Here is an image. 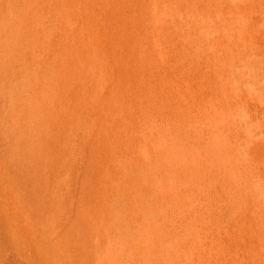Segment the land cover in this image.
I'll return each instance as SVG.
<instances>
[{
    "label": "rangeland",
    "instance_id": "rangeland-1",
    "mask_svg": "<svg viewBox=\"0 0 264 264\" xmlns=\"http://www.w3.org/2000/svg\"><path fill=\"white\" fill-rule=\"evenodd\" d=\"M199 19V0H0V186L49 202L72 264H264V153L201 110ZM63 49L78 79L36 130ZM4 230L0 264H25Z\"/></svg>",
    "mask_w": 264,
    "mask_h": 264
},
{
    "label": "bare ground",
    "instance_id": "bare-ground-1",
    "mask_svg": "<svg viewBox=\"0 0 264 264\" xmlns=\"http://www.w3.org/2000/svg\"><path fill=\"white\" fill-rule=\"evenodd\" d=\"M199 7L201 110L216 118L220 134L226 131L244 137L242 143L248 147L252 166L258 153H264V0H199ZM69 52L63 51L56 66L54 91L60 94L59 102L51 110L39 111L36 130L60 122L58 110L65 113L63 97L78 79L74 60L68 59ZM65 58L67 62L63 61ZM38 134L36 140L42 143L44 135ZM57 139H49L51 155L58 153ZM23 153L20 152V159L28 160ZM41 155L31 153L30 162H39ZM83 222L82 219L80 224L85 228ZM0 225L5 228L3 238L10 245V252L25 264H72L74 253L68 250L69 246L63 254L57 247L56 215L37 191L22 198L12 187L0 186Z\"/></svg>",
    "mask_w": 264,
    "mask_h": 264
}]
</instances>
